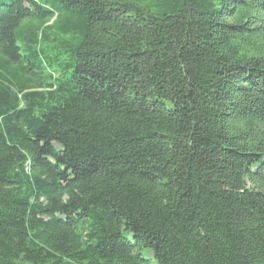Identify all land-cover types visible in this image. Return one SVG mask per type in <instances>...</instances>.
I'll list each match as a JSON object with an SVG mask.
<instances>
[{"label":"trees","instance_id":"16d2710c","mask_svg":"<svg viewBox=\"0 0 264 264\" xmlns=\"http://www.w3.org/2000/svg\"><path fill=\"white\" fill-rule=\"evenodd\" d=\"M0 264H264V0H0Z\"/></svg>","mask_w":264,"mask_h":264}]
</instances>
